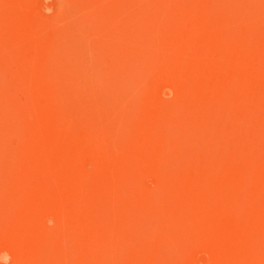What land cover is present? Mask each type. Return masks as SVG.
Returning a JSON list of instances; mask_svg holds the SVG:
<instances>
[{
  "label": "rangeland",
  "instance_id": "374dc122",
  "mask_svg": "<svg viewBox=\"0 0 264 264\" xmlns=\"http://www.w3.org/2000/svg\"><path fill=\"white\" fill-rule=\"evenodd\" d=\"M0 264H264V0H0Z\"/></svg>",
  "mask_w": 264,
  "mask_h": 264
}]
</instances>
